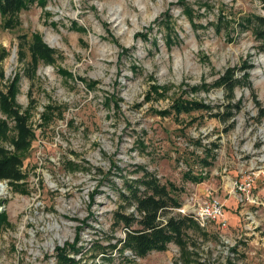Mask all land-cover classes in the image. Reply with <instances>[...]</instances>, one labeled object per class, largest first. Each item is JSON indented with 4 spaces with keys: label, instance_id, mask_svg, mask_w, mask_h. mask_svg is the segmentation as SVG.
<instances>
[{
    "label": "rangeland",
    "instance_id": "rangeland-1",
    "mask_svg": "<svg viewBox=\"0 0 264 264\" xmlns=\"http://www.w3.org/2000/svg\"><path fill=\"white\" fill-rule=\"evenodd\" d=\"M250 14L264 16V0H33L13 28L0 14L5 79L19 76L16 101L35 132L27 192L0 181V264H62L56 247L76 239L70 255L87 264H188L173 242L144 257L92 249L124 236L112 226L117 191L142 167L181 188L173 213L197 221L203 202L222 204L224 226L188 228L190 262L264 264V53L240 19ZM33 33L57 51L34 75L18 46ZM228 68L247 70L231 99L214 86ZM179 100L210 109L177 114Z\"/></svg>",
    "mask_w": 264,
    "mask_h": 264
},
{
    "label": "trees",
    "instance_id": "trees-1",
    "mask_svg": "<svg viewBox=\"0 0 264 264\" xmlns=\"http://www.w3.org/2000/svg\"><path fill=\"white\" fill-rule=\"evenodd\" d=\"M33 0H0V14L4 18L5 27H15L17 21L16 14L28 7ZM189 14V10L186 9ZM243 23L252 27V32L259 42L260 51L264 53V16L250 14L240 17ZM16 23V24H15ZM220 30V26H216ZM170 35L168 36V40ZM19 60L24 61L26 52L29 60L25 62L26 67H30L34 75L35 69L40 62L51 65L54 63L57 51L48 46L39 35L31 34L29 37H19ZM7 56V51L0 49V181H6L12 190L27 192L25 174L22 170L23 160L28 152L35 132L29 123V110L22 109L16 101L18 93L19 76L13 79H5L2 62ZM234 68H228L215 81V87H222L228 94V99L233 97L235 87L247 85V70L242 69L243 76L236 78ZM31 74V75H32ZM86 84H94L91 81ZM156 89V88H155ZM170 109L175 113H189L195 110L210 109V106L196 100H179L173 102ZM170 109L159 111L160 115L169 114ZM258 120H264V104H258ZM219 115V114H218ZM44 119H48L43 117ZM203 160L205 165L210 162ZM70 164H72L70 162ZM142 173L135 179L124 181V190L118 189V205L112 216L113 229L122 227L124 236L117 238L116 244L102 245L95 241L92 243L93 250L105 254V248H115L119 245L120 253L129 251L135 257H144L151 250L163 251L171 242L178 245L184 253V261L188 264H206L195 260L190 262L188 259L186 234L188 228L193 232H199L201 227L190 214L174 212L181 206V188L172 182H161L157 176L140 168ZM185 176L194 181H200L202 177L193 175L189 172ZM129 207L133 210L127 211ZM9 225L7 215L4 211L0 212V228ZM74 243H65L64 246L56 247V259L62 264H87L86 261L76 259L73 254L78 253Z\"/></svg>",
    "mask_w": 264,
    "mask_h": 264
},
{
    "label": "built area",
    "instance_id": "built-area-1",
    "mask_svg": "<svg viewBox=\"0 0 264 264\" xmlns=\"http://www.w3.org/2000/svg\"><path fill=\"white\" fill-rule=\"evenodd\" d=\"M180 211L183 212L182 209ZM194 214L197 221L202 225L209 221L215 220H218L222 226H224L226 223L222 212V204L216 199H210L203 202L201 205H199Z\"/></svg>",
    "mask_w": 264,
    "mask_h": 264
},
{
    "label": "bare ground",
    "instance_id": "bare-ground-1",
    "mask_svg": "<svg viewBox=\"0 0 264 264\" xmlns=\"http://www.w3.org/2000/svg\"><path fill=\"white\" fill-rule=\"evenodd\" d=\"M2 190H3V188L0 189V191H2Z\"/></svg>",
    "mask_w": 264,
    "mask_h": 264
}]
</instances>
